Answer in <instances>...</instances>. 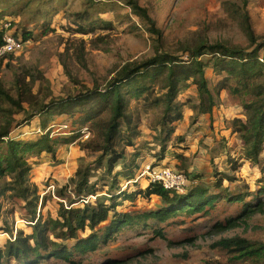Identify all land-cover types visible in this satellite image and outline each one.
I'll return each instance as SVG.
<instances>
[{
    "label": "rangeland",
    "instance_id": "374dc122",
    "mask_svg": "<svg viewBox=\"0 0 264 264\" xmlns=\"http://www.w3.org/2000/svg\"><path fill=\"white\" fill-rule=\"evenodd\" d=\"M113 3L114 8L109 5ZM138 3L156 21L160 36L149 30L148 23L125 0H0V29L25 43L15 53H0V79L14 93L18 77L23 85L31 86L24 105L33 111L30 102L79 95L94 86L104 88L124 64L142 61L157 51L187 59L183 47H193L201 39L253 49L243 21L232 11L236 5H243L242 0H138ZM84 10H89L90 19L78 21L77 14ZM247 10L256 35L264 37V0H248ZM79 48L84 49L81 60L77 57ZM259 54L264 58V48ZM206 74L212 83L224 76L216 75L211 68H207ZM32 76H35L33 85L28 84ZM160 93L156 90L150 100L131 102L139 135L135 137V145L126 148V159L119 162L112 174L104 168L95 169L91 181L98 184L97 198L109 199L114 178L118 181L114 192L145 190L150 183L146 174L142 176L147 164L183 172L188 177L187 189L203 185L218 192L220 188L215 182L219 178H223V186L233 195L248 188L256 191L262 185L264 172L260 166H264V151L259 165L254 164L247 157L249 144L234 131L233 120L246 118L241 97L224 89L211 114H198L192 108L199 101L197 86L190 83L178 92V111L170 115L168 125L173 126V134L163 150L162 105L152 101ZM54 113L48 118L38 114L28 122L23 119L26 114L21 113L18 126L11 132V136L29 141L47 132L53 138H74L68 143H57L55 153L42 152L29 158L30 180L37 184L41 200L47 197L45 217H57L62 201L56 195L57 190L69 182L80 166L92 163L99 154L84 146L86 141L96 138V132L90 123L81 125L80 113L57 114L56 110ZM134 158L136 161L131 163ZM130 163L138 166L132 180L130 174L123 172L124 165ZM119 195L117 210L121 212L158 209L162 204L156 194L138 193L133 199ZM96 197L91 199L95 201ZM23 204L18 197L0 195V246L14 240L21 230L32 233ZM242 205L222 201L207 215L199 212L175 216L163 224L164 237L142 227L121 230L113 240L89 252L82 264H264L263 255L244 256L248 250L264 245V210L248 216L242 213ZM234 218L231 226L221 227ZM90 233L87 228L80 235ZM235 239L252 247L236 252L233 250L236 246L224 242L230 240L233 245ZM121 259L123 263H119ZM50 264L71 263L56 260Z\"/></svg>",
    "mask_w": 264,
    "mask_h": 264
},
{
    "label": "trees",
    "instance_id": "16d2710c",
    "mask_svg": "<svg viewBox=\"0 0 264 264\" xmlns=\"http://www.w3.org/2000/svg\"><path fill=\"white\" fill-rule=\"evenodd\" d=\"M125 1L136 15L148 23L152 33L161 35L156 21L147 8L139 5L138 0ZM242 2L243 5H236L232 11L233 15L244 23L250 46L253 47L251 50L201 39L193 47L190 45L183 47V51L188 53L187 59L180 58L172 52L157 51L142 61L124 64L104 88L94 86L79 95L59 99L51 97L50 100L37 101L35 104L30 102L33 111L24 105L28 102V94H31V86L23 85L18 77L14 93L5 87L0 79V195L20 198L24 202L23 208L27 211L32 226V233L25 234L21 230L14 240L7 241L4 247L0 246V264H50L56 260L82 264L89 252L113 240L121 230L142 227L153 231L155 236L164 237L163 224L169 219L199 212L207 215L222 201L241 202L244 206L242 213L248 216L264 210L263 177L262 185L256 191L248 188L245 192L234 195L223 186V178L215 182V186L220 188L218 192H211L209 187L203 185L188 189L186 186L182 191L169 190L160 183L150 182L145 190L132 193L119 190L114 192L113 189L118 185L114 178L108 200L97 198L98 196L95 201L90 198L91 195L99 194L97 182L91 181L95 169L104 168L106 173L112 174L119 162L126 159V148L135 145V137L139 135V130L131 112V102L150 100L156 90L161 91L152 101L162 105L160 125L163 136L161 134L160 140L165 150L166 142L173 134V126L168 125L170 115L178 111L179 102L176 99L178 92L190 83L197 86L199 101L192 108L198 114H211L224 89L242 98L246 118L233 120L234 131L249 144L247 157L259 165L260 156L264 151V58L261 61L259 54L264 48V40L262 42L259 40L264 37L257 36L251 25V17L247 10L248 0ZM109 5L115 7L114 3ZM88 13L89 10H84L82 14L78 13V21H88L91 17ZM106 25L109 23L106 22ZM83 31L86 32V29L83 28ZM5 35L6 30L0 29V48L5 43ZM83 53L84 49L79 48L77 54L79 60L83 59L80 55ZM206 55L207 59L204 58ZM207 68H211L216 75L224 76L212 83L206 74ZM32 78L28 84L35 83V76ZM54 110L57 114L80 113L81 125L90 123L96 132V138L86 141L84 146L99 154L92 163L80 166L69 182L57 190L56 195L62 200L59 202L57 217L51 215L45 217L43 208L47 203V197L43 196L41 200L37 184L30 180L32 165L29 158L42 152L55 153L57 143H68L74 138H53L51 133L47 132L40 138L29 141L11 136V132L18 126L19 114L25 113L23 119L28 122L38 114L48 118L55 114ZM137 155L133 154L134 157ZM135 161L134 158L131 163ZM131 163L124 165L123 172L125 175L130 174L129 178L132 180L135 179L134 170L138 166ZM128 165H131L130 169L127 168ZM260 167L264 172V166ZM138 193L147 196L158 195L161 198V206L158 209L144 211L117 210L118 199L121 197L119 194L124 195L125 199H133ZM235 219L229 220L221 227L231 226ZM87 228L91 233L85 237L81 236L80 232ZM224 242L236 246L233 248L236 252L252 247L249 243L244 244V240L241 239L233 240V245L230 240ZM261 250H264V245L248 250L244 256L248 253L264 256V252L260 254ZM120 262L123 263L124 260L121 259Z\"/></svg>",
    "mask_w": 264,
    "mask_h": 264
},
{
    "label": "built area",
    "instance_id": "2783aa9c",
    "mask_svg": "<svg viewBox=\"0 0 264 264\" xmlns=\"http://www.w3.org/2000/svg\"><path fill=\"white\" fill-rule=\"evenodd\" d=\"M4 39L5 43L0 48V53H15L21 50L25 44L22 39L16 38L14 35L6 34ZM260 60L263 61V58H260ZM145 174L149 177L150 182L160 183L164 188L169 190L182 191L188 185L186 174L171 167L147 164L143 168L142 176Z\"/></svg>",
    "mask_w": 264,
    "mask_h": 264
},
{
    "label": "crops",
    "instance_id": "0c3cea01",
    "mask_svg": "<svg viewBox=\"0 0 264 264\" xmlns=\"http://www.w3.org/2000/svg\"><path fill=\"white\" fill-rule=\"evenodd\" d=\"M138 180H139V179H138ZM138 180H134V181H136V182H137Z\"/></svg>",
    "mask_w": 264,
    "mask_h": 264
}]
</instances>
